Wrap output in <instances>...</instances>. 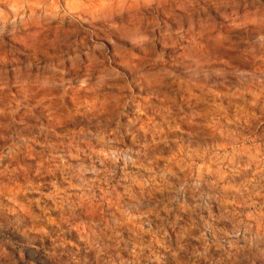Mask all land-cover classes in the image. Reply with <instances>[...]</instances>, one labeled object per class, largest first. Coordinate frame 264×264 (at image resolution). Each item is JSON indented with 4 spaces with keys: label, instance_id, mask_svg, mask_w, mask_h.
Masks as SVG:
<instances>
[{
    "label": "rangeland",
    "instance_id": "374dc122",
    "mask_svg": "<svg viewBox=\"0 0 264 264\" xmlns=\"http://www.w3.org/2000/svg\"><path fill=\"white\" fill-rule=\"evenodd\" d=\"M0 264H264V0H0Z\"/></svg>",
    "mask_w": 264,
    "mask_h": 264
}]
</instances>
